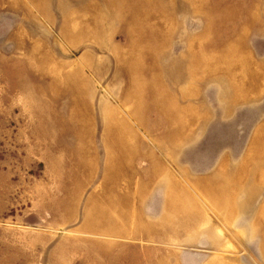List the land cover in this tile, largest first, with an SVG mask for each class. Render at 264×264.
Here are the masks:
<instances>
[{"label":"rangeland","instance_id":"1","mask_svg":"<svg viewBox=\"0 0 264 264\" xmlns=\"http://www.w3.org/2000/svg\"><path fill=\"white\" fill-rule=\"evenodd\" d=\"M0 264H264V0H0Z\"/></svg>","mask_w":264,"mask_h":264}]
</instances>
